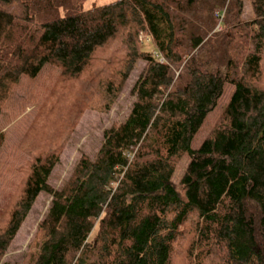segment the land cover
<instances>
[{"label":"trees","instance_id":"16d2710c","mask_svg":"<svg viewBox=\"0 0 264 264\" xmlns=\"http://www.w3.org/2000/svg\"><path fill=\"white\" fill-rule=\"evenodd\" d=\"M86 1L0 0V116L20 80L46 67L61 89L15 144L0 264L42 192L51 199L21 264H264V0H248L247 19L244 0ZM140 61L125 119L52 187L79 100L90 94L107 110ZM226 84L230 100L191 149ZM73 94L75 108L56 115ZM53 116L62 133L48 140ZM5 141L0 126V151ZM183 154L180 193L172 177Z\"/></svg>","mask_w":264,"mask_h":264},{"label":"rangeland","instance_id":"374dc122","mask_svg":"<svg viewBox=\"0 0 264 264\" xmlns=\"http://www.w3.org/2000/svg\"><path fill=\"white\" fill-rule=\"evenodd\" d=\"M111 1L114 0H87L84 7L89 8L92 5H102ZM244 1L243 18H252L253 13L251 6L248 0ZM150 41L148 34L143 32L139 33V45L142 46L143 49L153 53L154 50ZM102 53V50L99 51L97 56L100 57ZM142 65L143 63L141 61L136 64L135 70L130 79L126 82L119 96L114 99L107 110L102 109L104 108V100L99 98L96 99L95 97L92 99V95L90 94L79 100L82 103V107L81 109H78V112H81L79 114L78 112L76 113L75 117L72 118V126L69 129H66L67 135L63 141V146L60 149L59 162L53 168L49 178V183L52 187L59 188L66 182L80 155L85 154L92 156L96 152L101 143L103 131L106 128L115 123H120L125 119L134 100V97L130 93V88ZM56 72L57 70L55 68L46 67L33 79L22 78L14 88L10 100L6 105L2 116H0V126L6 134V141L0 151V210L6 203V197L9 192V188L6 189V185L9 177L13 176V168L18 167L21 163L19 160L21 151L19 152V150L15 148V144L21 136L23 137L26 129L33 125L38 118V109L40 107H48L50 106V102L56 103L58 100L60 94L58 89L60 88L57 87L58 85L56 84ZM233 90L234 86L231 84H226L224 86V90L217 100L216 106L207 114L202 125L194 135L190 144L191 149H197L218 122L224 106L230 100ZM74 91H76L75 87ZM48 95L51 97L50 100H47ZM87 96L90 98L88 99ZM75 101H78V97L73 94L70 98L66 99V102H63L61 108L58 109L59 111L57 108L60 107V105L57 106L53 112L56 113V115L60 112L66 113L64 107L72 110ZM59 103L60 102H57L56 105ZM67 116L68 115L65 117ZM45 120L46 119H40L43 124H45ZM61 120L64 124L66 118L65 120ZM59 123L60 119H58L57 116L51 117L46 126L48 128L46 131V138L48 140L52 134L55 136L60 132L58 130L59 126H56ZM61 133L57 134L59 135L58 138H60ZM27 136H29V133ZM30 136L32 137V135ZM25 138L29 140L28 137ZM58 138L55 143L58 142ZM188 161V155L183 154L177 158L175 163L172 181L180 193H183V187L179 185V180ZM50 199L51 198L47 193L42 192L39 194L26 219L22 223L19 232L12 241L10 250L5 255L1 264L22 263L23 256L29 250L30 244L36 236L37 226L48 208ZM182 260L181 257H177L175 263L180 264Z\"/></svg>","mask_w":264,"mask_h":264}]
</instances>
